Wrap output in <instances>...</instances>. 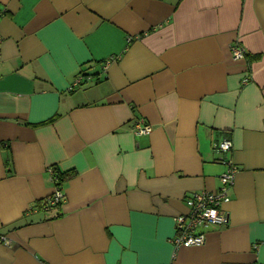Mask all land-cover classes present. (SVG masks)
<instances>
[{
  "label": "crops",
  "instance_id": "0c3cea01",
  "mask_svg": "<svg viewBox=\"0 0 264 264\" xmlns=\"http://www.w3.org/2000/svg\"><path fill=\"white\" fill-rule=\"evenodd\" d=\"M228 162L227 224L175 249ZM0 238V264H264V0H0Z\"/></svg>",
  "mask_w": 264,
  "mask_h": 264
},
{
  "label": "built area",
  "instance_id": "2783aa9c",
  "mask_svg": "<svg viewBox=\"0 0 264 264\" xmlns=\"http://www.w3.org/2000/svg\"><path fill=\"white\" fill-rule=\"evenodd\" d=\"M232 58L235 61L245 59L246 51L239 45H234L231 49ZM85 75L80 74L76 80L75 85L82 84ZM248 79L244 80L247 83ZM133 133L137 136H146L152 132V127L145 121H137L133 128ZM215 151L224 155L233 149V144L230 140H223L215 147ZM228 170L221 177V187L217 192H197L185 200L187 206V213L180 215L175 219L176 235L171 239V244L175 249L201 247L205 244V231L213 226H223L227 224L228 219L225 214L221 212L220 206L223 202L228 200V192L232 188L235 180V175L238 172L237 167L228 162ZM51 183L54 187L53 194L42 204L44 208L58 207L65 199V195L60 184L55 168H49ZM9 244L5 239L0 238V242Z\"/></svg>",
  "mask_w": 264,
  "mask_h": 264
},
{
  "label": "trees",
  "instance_id": "16d2710c",
  "mask_svg": "<svg viewBox=\"0 0 264 264\" xmlns=\"http://www.w3.org/2000/svg\"><path fill=\"white\" fill-rule=\"evenodd\" d=\"M55 172H57V174H58V177L60 178V181H61V185L68 179V178H70L71 176H72V173L70 172H66V173H64V172H61L59 169H57V168H55Z\"/></svg>",
  "mask_w": 264,
  "mask_h": 264
}]
</instances>
